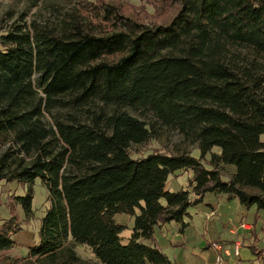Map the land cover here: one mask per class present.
Masks as SVG:
<instances>
[{"label": "trees", "instance_id": "trees-1", "mask_svg": "<svg viewBox=\"0 0 264 264\" xmlns=\"http://www.w3.org/2000/svg\"><path fill=\"white\" fill-rule=\"evenodd\" d=\"M172 3L155 23L81 4L55 24L12 22L0 32V181L28 184L0 220V250L23 230L13 205L33 214L39 179L48 207L28 248L35 264H177L154 244L155 226L184 227L206 192L255 207V258L240 259L264 264L255 225L264 211V0ZM165 129L191 138L198 154L136 155L133 144ZM226 164L235 171L223 180ZM182 171L191 172L187 188L167 189ZM117 212L134 216L129 235Z\"/></svg>", "mask_w": 264, "mask_h": 264}, {"label": "rangeland", "instance_id": "rangeland-1", "mask_svg": "<svg viewBox=\"0 0 264 264\" xmlns=\"http://www.w3.org/2000/svg\"><path fill=\"white\" fill-rule=\"evenodd\" d=\"M81 4H90L100 8L111 5L123 15L145 23L165 21L176 8L172 0H0V32L7 29L12 22L28 24L31 21H37L55 24L59 20L60 12L76 6L80 7ZM152 12L154 14H151ZM95 20L98 21L97 18ZM101 22L105 24L104 29L109 28L108 24L104 21ZM261 139L264 140V134L261 135ZM131 148L136 152V155L155 150L165 152L188 150L193 155L198 154L196 144L191 138H184L172 129H165L158 141H148L143 145L133 144ZM212 151L219 152V148L213 147ZM234 171V165L226 164L222 167V179L227 180ZM189 176H191L190 171L172 174L166 188L170 190H176L180 187L187 188ZM27 189L28 184H21L16 180L0 181V220L11 214L10 202L13 201L11 195H25ZM32 190L33 214L30 217L25 219L20 204H15L12 207V213L22 220L23 230L14 235L16 241L14 247L0 250V264L33 262L26 260L28 248L38 241L39 219L48 207V201L47 190L39 179L33 183ZM212 209H215V214L207 217ZM255 211V207L247 209L236 198H229L224 193L206 192L200 203L189 206L188 213L183 216L184 227L181 221H171L161 226H155L154 244L177 264H214L215 251L212 247V249L205 247L207 241L217 238L227 240L232 238L230 229L237 225L236 220L240 218L243 222L252 224L254 223ZM258 213L260 218L255 224L257 229L256 244L259 248L264 249V230L261 229L264 211L259 210ZM113 219L115 223L124 225L123 234L129 235L134 216L125 212H117ZM244 245L241 248V258L244 262H249L255 258V255L251 253L246 244ZM74 247L81 258L91 262L96 261L89 247L82 244H74ZM33 263L35 264L36 261Z\"/></svg>", "mask_w": 264, "mask_h": 264}, {"label": "built area", "instance_id": "built-area-1", "mask_svg": "<svg viewBox=\"0 0 264 264\" xmlns=\"http://www.w3.org/2000/svg\"><path fill=\"white\" fill-rule=\"evenodd\" d=\"M213 214L214 211H212L209 216H212ZM241 246L242 244L240 241H234L231 246H228L223 242L213 241L211 247L215 251L214 264H245L240 259Z\"/></svg>", "mask_w": 264, "mask_h": 264}, {"label": "crops", "instance_id": "crops-1", "mask_svg": "<svg viewBox=\"0 0 264 264\" xmlns=\"http://www.w3.org/2000/svg\"><path fill=\"white\" fill-rule=\"evenodd\" d=\"M212 211H214V214H215V212H216L215 209H212L210 211V213ZM209 214H208V216H209ZM236 222H237V225L230 229V234L233 236L232 238H230L228 240L227 239H222V238L211 239V240L207 241V243L205 244V247L210 249L211 248V243L213 241L218 240V239L221 240L224 244H226L228 246H231L234 241H241L242 246H245L244 244H246V246H248V244L251 243L252 240H253L252 238L251 239L247 238V237H249V234H250L249 231H250V228H251V224L243 222L242 219H240V218L237 219ZM242 246H241V248H242ZM240 257H241V249H240Z\"/></svg>", "mask_w": 264, "mask_h": 264}]
</instances>
